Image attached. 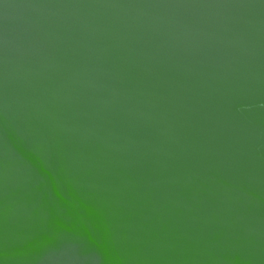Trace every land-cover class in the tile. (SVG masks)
Segmentation results:
<instances>
[{"label":"water","instance_id":"water-1","mask_svg":"<svg viewBox=\"0 0 264 264\" xmlns=\"http://www.w3.org/2000/svg\"><path fill=\"white\" fill-rule=\"evenodd\" d=\"M0 264H264V0H0Z\"/></svg>","mask_w":264,"mask_h":264}]
</instances>
